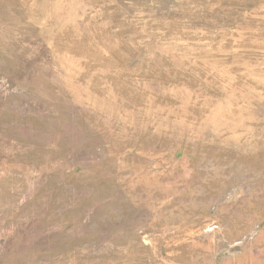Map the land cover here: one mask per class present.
<instances>
[{
    "label": "rangeland",
    "instance_id": "rangeland-1",
    "mask_svg": "<svg viewBox=\"0 0 264 264\" xmlns=\"http://www.w3.org/2000/svg\"><path fill=\"white\" fill-rule=\"evenodd\" d=\"M0 264H264V0H0Z\"/></svg>",
    "mask_w": 264,
    "mask_h": 264
}]
</instances>
